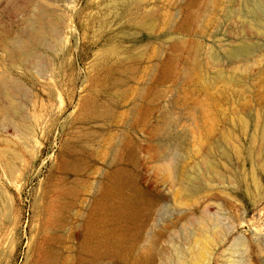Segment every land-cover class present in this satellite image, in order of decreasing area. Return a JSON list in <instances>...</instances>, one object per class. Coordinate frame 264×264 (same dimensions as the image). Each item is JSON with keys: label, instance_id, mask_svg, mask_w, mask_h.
Instances as JSON below:
<instances>
[{"label": "rangeland", "instance_id": "obj_1", "mask_svg": "<svg viewBox=\"0 0 264 264\" xmlns=\"http://www.w3.org/2000/svg\"><path fill=\"white\" fill-rule=\"evenodd\" d=\"M1 72L0 264H264V0H0Z\"/></svg>", "mask_w": 264, "mask_h": 264}, {"label": "bare ground", "instance_id": "obj_2", "mask_svg": "<svg viewBox=\"0 0 264 264\" xmlns=\"http://www.w3.org/2000/svg\"><path fill=\"white\" fill-rule=\"evenodd\" d=\"M257 9L259 11H261L259 6H257ZM36 18H37L36 19V22H37L38 25L36 27H32V26H29L28 27L29 34L27 33L28 34V40H26L27 42H14V43H12L9 46V54H8L9 55V58H11L13 60L14 59L15 60L16 59L23 60V59L29 57L31 55L29 45L31 46L32 44H40V43L44 42L45 39L47 38L48 33H51L52 32L53 28H52L50 22L48 21L46 15L43 12H39V14L37 15ZM53 34H55V33H53ZM240 52H242V51L241 50H235V52L233 54L236 55L237 53H240ZM1 73H0V75H1L0 76V96L5 97V96H7V93H6L7 90L5 91V89L6 88L8 89V85L7 84H9V81H6L8 79L7 76L5 78H3V76H2L3 73L2 74ZM16 86L18 87L19 85L16 84ZM15 157H16V155H14L10 159V165H8L5 168L6 171H7V173L10 176L14 175V171H15V169H14V158ZM4 175H6V174H4ZM114 187H116V188H120L121 187L122 188V184H119L118 182H116V183H114ZM111 190H113V187L112 186L107 185L106 183L103 184L102 185V188H101V191L98 194H95L92 197V202L90 203V205H89V207L87 209V212H86V214H85V216L83 218V222L86 224L85 232L88 231V229H87L88 226L89 227L90 226L92 227V229L90 230V232L92 233L94 239L96 240L97 246L100 245V244H102V243H104V244L105 243L106 244L109 243L108 236L107 235L106 236L102 235L101 232L98 229L94 228V225L93 224H94V220L96 218L95 215L98 212L99 207L108 206V204L107 203H104V202L106 201L108 195L111 194V192H110ZM2 192H4V190ZM2 192L0 190V201L3 202L2 204L4 205L5 208H8L9 207L8 202H4L2 200L6 193L3 194ZM5 197H7V195ZM7 201H9V199Z\"/></svg>", "mask_w": 264, "mask_h": 264}]
</instances>
